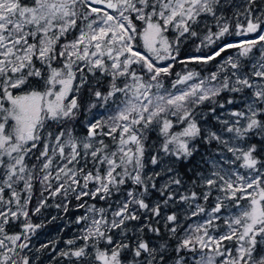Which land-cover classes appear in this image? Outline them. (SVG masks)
I'll return each mask as SVG.
<instances>
[{"label":"snow or ice","instance_id":"obj_1","mask_svg":"<svg viewBox=\"0 0 264 264\" xmlns=\"http://www.w3.org/2000/svg\"><path fill=\"white\" fill-rule=\"evenodd\" d=\"M0 264H264V0H0Z\"/></svg>","mask_w":264,"mask_h":264},{"label":"rangeland","instance_id":"obj_2","mask_svg":"<svg viewBox=\"0 0 264 264\" xmlns=\"http://www.w3.org/2000/svg\"><path fill=\"white\" fill-rule=\"evenodd\" d=\"M192 47H193L192 45H188L187 47H185L184 54L190 53L192 51Z\"/></svg>","mask_w":264,"mask_h":264}]
</instances>
